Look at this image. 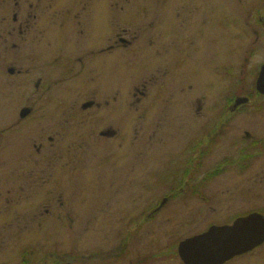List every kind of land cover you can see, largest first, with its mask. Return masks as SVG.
Here are the masks:
<instances>
[{"label": "rangeland", "instance_id": "obj_1", "mask_svg": "<svg viewBox=\"0 0 264 264\" xmlns=\"http://www.w3.org/2000/svg\"><path fill=\"white\" fill-rule=\"evenodd\" d=\"M45 2L0 0V264H180L264 217V0Z\"/></svg>", "mask_w": 264, "mask_h": 264}, {"label": "water", "instance_id": "obj_2", "mask_svg": "<svg viewBox=\"0 0 264 264\" xmlns=\"http://www.w3.org/2000/svg\"><path fill=\"white\" fill-rule=\"evenodd\" d=\"M9 74L13 70L8 71ZM256 91L264 96V64L261 66L255 83ZM248 103L247 98H236L231 111ZM90 104H84L87 109ZM30 114L28 108L20 111L21 119ZM165 201L161 203L162 207ZM264 243V217L252 213L235 219L230 225L211 226L205 232L181 241L177 254L183 264H225L243 256Z\"/></svg>", "mask_w": 264, "mask_h": 264}, {"label": "flooded vegetation", "instance_id": "obj_3", "mask_svg": "<svg viewBox=\"0 0 264 264\" xmlns=\"http://www.w3.org/2000/svg\"><path fill=\"white\" fill-rule=\"evenodd\" d=\"M12 2H13V4L15 5V7L18 9V7H19V3L18 2H20L21 0H11ZM22 1H24V0H22ZM46 0H36V3L33 5V4H30V3H28V6H27V8H28V10H31V11H34V12H40V13H42L43 11L45 12L46 10H47V4H46V2H45ZM45 2V3H44ZM41 10H43V11H41ZM1 19V18H0ZM37 18H36V16H31V12H29L28 13V18L26 19V21H25V24H28L29 25V21L30 20H33L34 22H35V20H36ZM2 20H0V22H1ZM4 23V22H3ZM3 23H0V25L1 24H3ZM12 23L13 24H17L18 23V14H16V13H14V15H13V17H12ZM12 31H9V33L10 34H12L11 33ZM1 33L2 34H9L8 33V30H4V32H2V29H1ZM119 42L121 43V44H124L125 42H124V40L123 39H119ZM124 42V43H123ZM182 53V52H181ZM40 85V84H39ZM38 87V86H37ZM255 93L256 94H258L256 91H255ZM247 99H248V97H246ZM248 101H249V99H248ZM87 104H90V108L92 107V106H94V103L93 102H88ZM242 107V106H241ZM26 108H28V107H26ZM240 108V107H239ZM239 108H237L235 111H237ZM24 109V108H23ZM29 110H30V114L26 117V118H24V120L23 119H21V121H25L26 119H28L31 115H32V109L31 108H28ZM20 113V112H19ZM20 117V116H19ZM216 132V130L215 131H213V133H215ZM115 133V132H114ZM101 135H102V133H101ZM256 143V142H255ZM41 149V148H40ZM75 150V149H74ZM76 153L75 152H73V151H71V150H69L68 149V151L65 153V155H64V157L62 156V158H65L67 161H64V163L62 164L63 165V168L62 169H66L68 166L71 168V169H73V166H74V163H75V159H76ZM29 175V174H28ZM18 176H23V177H25L26 176V172H24V171H22V172H20V173H16V179H17V177ZM163 201H166V199H164ZM11 207V205H9V203H7V209H5V206L3 207V209L2 210H8L9 208ZM10 209H12V208H10ZM158 210H155V212H157ZM31 221V220H30ZM264 245V244H263ZM262 245V246H263ZM262 246H260V247H262ZM260 247H258L257 249H259ZM257 249H255L254 251H256ZM239 258H241V257H237V258H234V259H232V260H230L229 262H227V263H225V264H230L231 262H233V261H236V260H238ZM179 259V258H178ZM180 261V260H179ZM180 264H183L181 261H180Z\"/></svg>", "mask_w": 264, "mask_h": 264}]
</instances>
